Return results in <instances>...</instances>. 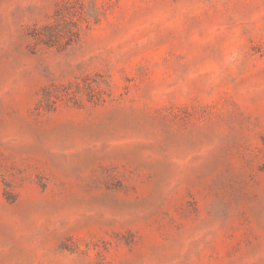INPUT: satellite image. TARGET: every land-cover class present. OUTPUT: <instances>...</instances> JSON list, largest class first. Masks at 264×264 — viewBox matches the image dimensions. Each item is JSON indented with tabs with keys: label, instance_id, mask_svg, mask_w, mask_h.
<instances>
[{
	"label": "rangeland",
	"instance_id": "1",
	"mask_svg": "<svg viewBox=\"0 0 264 264\" xmlns=\"http://www.w3.org/2000/svg\"><path fill=\"white\" fill-rule=\"evenodd\" d=\"M0 264H264V0H0Z\"/></svg>",
	"mask_w": 264,
	"mask_h": 264
}]
</instances>
